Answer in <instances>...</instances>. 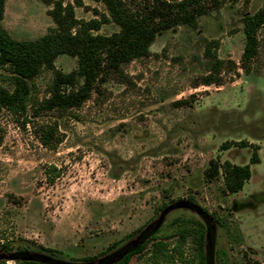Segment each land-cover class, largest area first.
<instances>
[{
  "label": "rangeland",
  "instance_id": "374dc122",
  "mask_svg": "<svg viewBox=\"0 0 264 264\" xmlns=\"http://www.w3.org/2000/svg\"><path fill=\"white\" fill-rule=\"evenodd\" d=\"M57 1L77 20L100 21L94 34L119 31L94 0H5L2 27L14 40H35L56 27L49 12ZM151 1L125 3L139 12ZM263 3L207 0L197 28L159 32L149 57L108 73L79 108L31 116L25 127L0 109V264H108L151 234L172 237L176 218L208 227L210 264H264V27L249 71L240 69L242 17ZM205 40L236 68L221 73L222 86L194 88L210 65ZM54 68L74 71L77 58L60 55ZM52 77L42 70L34 79L38 101ZM179 100L187 104L173 105ZM48 122L62 138L55 150L34 129ZM254 151L259 162L250 164ZM211 160L248 164L251 176L226 194L220 174L204 176ZM50 165L60 169L52 184Z\"/></svg>",
  "mask_w": 264,
  "mask_h": 264
},
{
  "label": "trees",
  "instance_id": "16d2710c",
  "mask_svg": "<svg viewBox=\"0 0 264 264\" xmlns=\"http://www.w3.org/2000/svg\"><path fill=\"white\" fill-rule=\"evenodd\" d=\"M94 1L104 4L108 16L103 17L104 21L109 18L119 27L118 32L109 36L92 33L99 29L100 21L77 20L70 4L62 6L57 1L49 12L56 27L35 40L17 41L2 27L5 0H0V69L3 71L0 73V109L20 121L23 127L34 123L31 116L37 118L44 112L79 108L108 73L122 74L125 65L149 57V48L159 32L180 25L195 29L198 18L207 13V0H153L139 12L130 9L125 0ZM242 25L245 44L240 69L248 72L249 64L258 53V31L264 27V3L252 15L243 16ZM204 43V55L210 65L193 87L222 86L221 73L233 72L236 65L215 55L211 49L216 41L205 40ZM60 55L76 57L77 69L69 73L56 70L54 60ZM42 70H51L53 77L48 85V97L38 101L33 81ZM185 104L187 102L182 100L173 103L176 107ZM37 125L34 129L41 145L55 150L62 142L57 124ZM238 145L247 146V143ZM258 162V154L254 151L250 164ZM44 174L52 184L60 176V169L50 165L44 169ZM219 174L224 192L235 194L250 178L251 169L248 164L235 165L227 161L220 164L211 160L204 171L205 178L211 180ZM200 211L204 216L207 214L205 209ZM172 226V237L159 238L151 234L108 264H128L133 256L144 264H210L206 248L208 227L204 222L176 218Z\"/></svg>",
  "mask_w": 264,
  "mask_h": 264
}]
</instances>
